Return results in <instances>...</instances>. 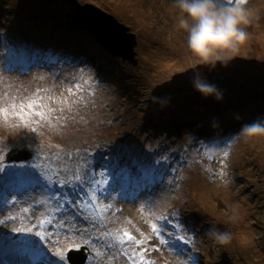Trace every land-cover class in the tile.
Here are the masks:
<instances>
[{
    "label": "rangeland",
    "instance_id": "rangeland-1",
    "mask_svg": "<svg viewBox=\"0 0 264 264\" xmlns=\"http://www.w3.org/2000/svg\"><path fill=\"white\" fill-rule=\"evenodd\" d=\"M78 1L129 27L138 62L132 65L87 40L71 23L73 8L65 0H0V62L9 45L26 53L14 70L0 67V152L7 156L15 146L25 148L28 158L15 162L35 159L49 176L59 169L64 175L54 179L83 188L76 198L45 188L9 194L14 203L0 204V220L15 219L3 230L32 228L46 237L44 255L32 264H60L61 257L71 264L68 253L82 248L94 252L83 264H264V136L238 137L239 130L225 139L202 140L197 129L178 130L174 124L200 95L192 87L194 72L223 92L221 101L208 97L189 118L207 131L224 132L213 122L222 124L234 111L217 117L232 85L224 84L226 74L239 70V87L259 85L257 96L264 100V0H249L253 17L239 54L211 70L198 66L188 50L173 0ZM23 3L29 5L21 19ZM37 97L44 116H21L20 109ZM210 144L229 153L227 187L218 179L224 161H208L202 154ZM109 155L118 164L105 170ZM132 159L151 164V184L137 187L121 172ZM105 171L110 175H100ZM105 179L111 186L101 197ZM234 208L239 218L232 223L227 218ZM210 225L231 232L232 242L202 239ZM176 234L191 243L176 242Z\"/></svg>",
    "mask_w": 264,
    "mask_h": 264
},
{
    "label": "clouds",
    "instance_id": "clouds-1",
    "mask_svg": "<svg viewBox=\"0 0 264 264\" xmlns=\"http://www.w3.org/2000/svg\"><path fill=\"white\" fill-rule=\"evenodd\" d=\"M179 16L177 27L186 33L188 50L197 59L198 66L214 69L217 64L227 66L234 59L248 39L247 27L252 22L253 13L247 7L249 0H173ZM192 87L202 97H212L216 101L223 99V92L214 84L208 83L194 72ZM166 106L167 101H158ZM218 126V125H214ZM238 137L251 138L264 136V120L253 121L241 126ZM203 156L208 161H224V168L218 173L222 186L230 183L228 178V151L213 147L203 149ZM228 221L235 223L239 218L238 209L232 210ZM202 239H211L213 243L228 245L233 236L229 231H221L210 225Z\"/></svg>",
    "mask_w": 264,
    "mask_h": 264
},
{
    "label": "snow or ice",
    "instance_id": "snow-or-ice-1",
    "mask_svg": "<svg viewBox=\"0 0 264 264\" xmlns=\"http://www.w3.org/2000/svg\"><path fill=\"white\" fill-rule=\"evenodd\" d=\"M26 55L23 49H18L15 46L9 45L7 50V59L0 62V67L6 68L9 71L15 69V61L19 56ZM71 92V90H69ZM41 105L39 104V97H37L32 102L28 103L26 107L20 109L21 116L24 112H28L34 117L44 116V112L41 110ZM35 110V111H33ZM118 164V158H113L111 155L104 159L102 165L103 169L107 170ZM89 169L92 168L91 164L88 163ZM42 165L33 162H15L7 161L6 153L0 152V204L14 203V201L8 200L9 194H16L27 190H35L37 188H45L53 193V195H60L64 198L69 196L76 198L79 192L83 191L82 187H75L68 180H58L54 179V176L64 175L59 169L53 176H49L47 173L41 171ZM132 169H136L135 173ZM151 164L140 161L138 159L131 160V167L125 166L121 169V172L127 177L128 181L137 187H144L147 184H151L154 181V177L151 175ZM92 171H95L92 169ZM89 172H85V178L87 181ZM100 175L107 176L110 175L109 172H101ZM77 181L80 180L79 176H76ZM93 180L96 179L95 176L92 177ZM47 181V183H45ZM104 187L98 193L99 196L103 197L105 193L108 192V187H110V182L105 179L103 181ZM90 185V182L88 184ZM100 187L99 182L96 185ZM71 189V191H68ZM15 217L7 216L3 220H0V264H17V261H23L24 264H32V261L40 256L44 255V244L43 240L46 239L40 231H34L32 228H18L14 227L10 232L4 231V226L13 221ZM167 219V218H164ZM48 223H51L49 221ZM151 228L153 232H157V225L152 224ZM31 235L39 237L38 240L31 239ZM124 236L128 240H132L133 237L124 233ZM176 242H182L184 245H188L191 241L179 234L174 237ZM136 243H140L136 241ZM160 243L163 245L171 246L169 240L160 239ZM60 264H65V258L61 257Z\"/></svg>",
    "mask_w": 264,
    "mask_h": 264
},
{
    "label": "trees",
    "instance_id": "trees-1",
    "mask_svg": "<svg viewBox=\"0 0 264 264\" xmlns=\"http://www.w3.org/2000/svg\"><path fill=\"white\" fill-rule=\"evenodd\" d=\"M28 5V3H23L20 7H18L20 8L18 10L21 19L27 17ZM82 33L85 35L87 40L90 39V41H94L95 38L92 35L87 34L84 30H82ZM20 39L21 38L18 37V40ZM72 52L77 54L76 51L72 50ZM230 74L233 75L229 76ZM230 74H226L224 84L232 83V85L228 86V90L224 91L225 102L221 103L224 104L221 107L223 109H221V111H218L217 117L221 113H227V111L229 110L234 111L232 112V114L229 113V116L223 118L222 124H220L219 120H216L215 122L211 120V122H213L215 125H218V128L224 130V132L217 133V131L213 130L207 131L203 128V126L199 127V125H197L196 122L198 121H189V118L193 117L191 114L195 115L196 113L195 108L202 103L207 104L209 102V100L207 99L211 98H200L201 95H197L196 97L193 96L194 99L183 107L182 112L188 114H183L179 116L177 122L174 123L175 125H177L176 127L178 128V130L192 131L195 128L197 129L196 134L203 135L202 140H207L206 138H208V140L217 141L222 138L225 139L227 135L229 133L232 134L235 129H237L238 132L241 129V126L244 124H250L253 121L257 120H264V107H262L264 105H260V103H264V100L259 99V97L257 96L260 91V89H258L260 86L251 85V82H249L248 85L239 87L238 83L240 80L243 79L241 72L237 70L230 72ZM256 106L259 107L257 109H252ZM214 113L212 114V116L214 115ZM172 122H174V120ZM15 147L22 148L18 146Z\"/></svg>",
    "mask_w": 264,
    "mask_h": 264
},
{
    "label": "water",
    "instance_id": "water-1",
    "mask_svg": "<svg viewBox=\"0 0 264 264\" xmlns=\"http://www.w3.org/2000/svg\"><path fill=\"white\" fill-rule=\"evenodd\" d=\"M49 1V0H47ZM73 8L70 11V19L75 27L91 33L97 43L104 49L110 52L111 55L120 58L123 61H128L132 65L137 64L136 38L134 33L129 31V27L112 14L102 12L92 3H80L78 0H65ZM85 11H91L85 16ZM11 153H7V161H19L22 158H28L29 151L25 148H12ZM17 151V152H15ZM84 248L81 251L73 250L67 255V260L71 264H83L87 254H93L91 249L88 253H84Z\"/></svg>",
    "mask_w": 264,
    "mask_h": 264
},
{
    "label": "bare ground",
    "instance_id": "bare-ground-1",
    "mask_svg": "<svg viewBox=\"0 0 264 264\" xmlns=\"http://www.w3.org/2000/svg\"><path fill=\"white\" fill-rule=\"evenodd\" d=\"M90 12L91 11H85V16L86 15H89L90 14ZM70 21H71V19H70ZM72 23V22H71ZM88 32V31H87ZM91 34V33H90ZM92 35V34H91ZM93 36V35H92ZM94 37V36H93ZM61 38H63V39H66V38H64V37H61ZM95 38V37H94ZM96 40V39H95ZM97 42V41H96ZM78 60H79V58H77ZM237 132V129H235L233 132H232V134H235ZM230 134V133H229ZM125 185H126V183H125ZM127 185H129V184H127ZM146 192L147 191H142V192H140L141 194L140 195H145L146 194ZM128 198H131V197H128Z\"/></svg>",
    "mask_w": 264,
    "mask_h": 264
}]
</instances>
